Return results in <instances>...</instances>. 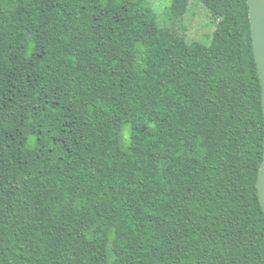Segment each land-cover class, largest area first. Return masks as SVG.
<instances>
[{
    "label": "trees",
    "instance_id": "obj_1",
    "mask_svg": "<svg viewBox=\"0 0 264 264\" xmlns=\"http://www.w3.org/2000/svg\"><path fill=\"white\" fill-rule=\"evenodd\" d=\"M0 0V264H259L262 85L247 0Z\"/></svg>",
    "mask_w": 264,
    "mask_h": 264
},
{
    "label": "rangeland",
    "instance_id": "obj_2",
    "mask_svg": "<svg viewBox=\"0 0 264 264\" xmlns=\"http://www.w3.org/2000/svg\"><path fill=\"white\" fill-rule=\"evenodd\" d=\"M156 12L161 27L182 23L187 43L199 41L208 44L217 20L214 14L197 0H147ZM259 264H264V258Z\"/></svg>",
    "mask_w": 264,
    "mask_h": 264
},
{
    "label": "water",
    "instance_id": "obj_3",
    "mask_svg": "<svg viewBox=\"0 0 264 264\" xmlns=\"http://www.w3.org/2000/svg\"><path fill=\"white\" fill-rule=\"evenodd\" d=\"M254 56L262 85V105L264 112V0H247ZM260 203L264 209V151L257 180Z\"/></svg>",
    "mask_w": 264,
    "mask_h": 264
}]
</instances>
